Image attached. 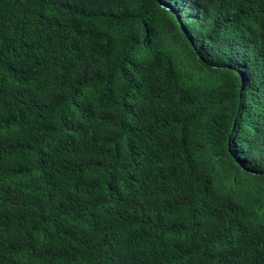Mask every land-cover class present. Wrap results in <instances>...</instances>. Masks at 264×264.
Wrapping results in <instances>:
<instances>
[{
    "label": "trees",
    "instance_id": "16d2710c",
    "mask_svg": "<svg viewBox=\"0 0 264 264\" xmlns=\"http://www.w3.org/2000/svg\"><path fill=\"white\" fill-rule=\"evenodd\" d=\"M0 264H264V0H0Z\"/></svg>",
    "mask_w": 264,
    "mask_h": 264
}]
</instances>
